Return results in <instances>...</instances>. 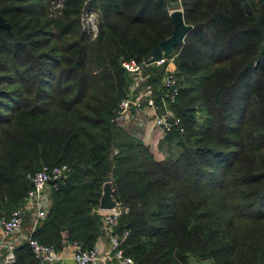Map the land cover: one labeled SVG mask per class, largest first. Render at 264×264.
Wrapping results in <instances>:
<instances>
[{
    "label": "trees",
    "instance_id": "1",
    "mask_svg": "<svg viewBox=\"0 0 264 264\" xmlns=\"http://www.w3.org/2000/svg\"><path fill=\"white\" fill-rule=\"evenodd\" d=\"M176 5L192 29L137 78L182 121L157 160L116 118L136 82L123 62L143 63L173 34ZM0 14V223L26 204L30 175L68 165L40 243L95 248L111 178L136 264H264V0H0ZM37 262L29 245L16 250L13 264Z\"/></svg>",
    "mask_w": 264,
    "mask_h": 264
},
{
    "label": "built area",
    "instance_id": "2",
    "mask_svg": "<svg viewBox=\"0 0 264 264\" xmlns=\"http://www.w3.org/2000/svg\"><path fill=\"white\" fill-rule=\"evenodd\" d=\"M164 61L165 60L158 64H162ZM171 61L174 62L173 59L169 62ZM146 66L148 65L145 62L139 63L135 60L123 62V67L130 74L135 76L136 82L134 87L140 85L139 80L142 79L137 78L144 74ZM163 86L168 90L167 97L170 102L174 103L180 92L179 81L175 71L166 69L163 78ZM136 89L137 88H133L127 97L121 101L119 113L116 118L117 124L120 120H124L127 117V113L132 107H134L136 111L143 110L145 107H150L154 111L156 125L165 133L170 132L174 128H180V130L183 131L181 118L173 113L170 104L165 99H163L162 107H159L151 90H143L139 96H135L133 92L138 91V89ZM70 172L71 168L68 165L54 167L45 166L34 175L29 176L32 188L28 192L26 204L31 208L33 206L35 209L33 230L29 234H24V222L19 210L14 211L9 219L1 222L3 233L0 238V249L5 248L7 250V264H12L16 260V246L12 241L13 236L16 234L24 238L25 243L32 248L35 258L38 261L35 264H51L61 260L60 253L55 247L40 243L37 239L33 238V233L39 221L44 219L48 213L50 200L47 189L50 186V181L60 180ZM99 211L103 217V226L105 234L109 236L111 249L108 253L103 254L101 249L97 246L87 250L84 249L81 244H71L74 250L73 259L75 263L107 264L112 258H115L119 264H136L132 257L126 255L124 248L130 236V232L128 230L119 231L118 229L122 215L127 214L129 208L118 205L116 208L109 211H101L100 209Z\"/></svg>",
    "mask_w": 264,
    "mask_h": 264
},
{
    "label": "crops",
    "instance_id": "3",
    "mask_svg": "<svg viewBox=\"0 0 264 264\" xmlns=\"http://www.w3.org/2000/svg\"><path fill=\"white\" fill-rule=\"evenodd\" d=\"M181 9L179 6H174L173 10ZM172 10V11H173ZM182 10V9H181ZM171 11V12H172ZM160 65V64H158ZM166 69L171 71H176V64L174 62H168ZM127 121L126 127L128 132L136 136L145 142L147 145H157L161 139L166 136V133L159 128L154 120V111L150 107H145V109L136 111L134 107L127 113V117L123 120ZM51 186L47 189V194L50 195ZM35 209L25 204L20 210L21 216L24 222V234H29L33 230ZM3 229L0 223V238L2 236ZM12 241L15 243L16 250L24 245H27L20 235L16 234L13 236ZM97 247H99L103 254L110 251L111 245L109 236L106 234L98 241ZM61 260L51 263V264H76L73 259L74 250L72 245H65L61 250H59ZM7 250L5 248L0 249V264L6 263ZM13 264V263H12ZM107 264H119L115 258H112Z\"/></svg>",
    "mask_w": 264,
    "mask_h": 264
},
{
    "label": "water",
    "instance_id": "4",
    "mask_svg": "<svg viewBox=\"0 0 264 264\" xmlns=\"http://www.w3.org/2000/svg\"><path fill=\"white\" fill-rule=\"evenodd\" d=\"M171 18L174 23V32L167 39L163 40L145 59L148 66L156 67L158 63L165 60L177 46L183 44V40L188 32L192 29L185 23L183 10H173ZM10 25L6 19L0 14V28H8ZM58 180H51L50 184L57 183ZM114 187L111 178H106L103 186V194L100 200L99 209L101 211H109L120 205L114 197Z\"/></svg>",
    "mask_w": 264,
    "mask_h": 264
},
{
    "label": "rangeland",
    "instance_id": "5",
    "mask_svg": "<svg viewBox=\"0 0 264 264\" xmlns=\"http://www.w3.org/2000/svg\"><path fill=\"white\" fill-rule=\"evenodd\" d=\"M52 11L55 13V12H57V11H59L60 9H61V5L59 4V3H56V4H54L53 5V7H52ZM97 16H96V14H92V15H90L89 16V18H88V24L90 25L91 24V28H92V31L94 32V35H96L97 34ZM168 58V57H167ZM167 58L165 59V61L167 60ZM174 61V60H173ZM145 62V61H144ZM172 62V61H171ZM158 66V65H157ZM147 67V66H146ZM146 67H145V70H146ZM133 88H137L138 89V91H134L133 92V94L135 95V96H139L142 92H143V89H142V87L140 86H137V87H134V86H132V88H131V90L133 89ZM139 92V93H138ZM129 93H130V91H129ZM128 93V94H129ZM126 123H127V121H123V120H120L119 121V127L120 128H122L125 132H127L128 134H130L133 138H135V139H137V140H141L139 137L140 136H136V135H134V134H131V133H129L128 132V129H127V127H126ZM162 140V139H161ZM160 140V141H161ZM142 141V140H141ZM145 143V142H144ZM146 144V143H145ZM159 144H160V142L158 143V146L157 145H154V146H151V145H147V147H149V149L151 150V152L154 154V156H155V158L157 159V160H163L164 158H165V151L163 150V149H161L160 147H159ZM193 264H210L209 262H193Z\"/></svg>",
    "mask_w": 264,
    "mask_h": 264
}]
</instances>
